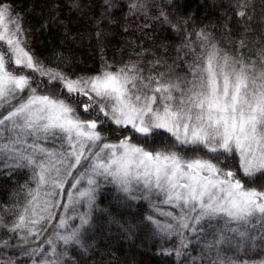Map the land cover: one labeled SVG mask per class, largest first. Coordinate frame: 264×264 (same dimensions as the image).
Returning <instances> with one entry per match:
<instances>
[{"label":"snow or ice","instance_id":"6c2138e0","mask_svg":"<svg viewBox=\"0 0 264 264\" xmlns=\"http://www.w3.org/2000/svg\"><path fill=\"white\" fill-rule=\"evenodd\" d=\"M212 7L0 0V264H264V0ZM73 17L98 65L34 47Z\"/></svg>","mask_w":264,"mask_h":264},{"label":"trees","instance_id":"16d2710c","mask_svg":"<svg viewBox=\"0 0 264 264\" xmlns=\"http://www.w3.org/2000/svg\"><path fill=\"white\" fill-rule=\"evenodd\" d=\"M102 2V0H101ZM126 2L125 0V11H126ZM221 2L227 3V0H178L181 11L183 13H194L196 23H208L209 20H216L217 17L221 15L224 11L220 8H213L212 5L220 4ZM67 3V0H65ZM64 13L67 14V9H64ZM79 16V14H77ZM116 19L120 18V10H117L114 13ZM207 16L208 19H204ZM222 22V21H221ZM236 21H232V26L234 27ZM70 31L68 33L69 40L66 42L63 41V30L56 29L54 26L50 30H45L43 35L37 33V42L34 45L38 52L44 56H51L53 49L57 51H62L65 56L74 59L77 61L81 67H91L94 64L99 63L100 52L97 48L94 39L95 29L92 25L88 24L85 21H80L76 17H73L72 23L69 25ZM122 28H115L114 31L108 33V42L105 44V55L111 59L113 55H118L120 47L128 39L127 34H121ZM132 31H135L133 29ZM159 36L157 37L156 42L159 43L160 40H163L167 33L160 31ZM220 34V31L217 32ZM139 35V33H137ZM81 36L83 38L81 39ZM150 46V42L145 45ZM110 198L109 194H105ZM6 198V192L2 184H0V201ZM103 203H107V200H104ZM146 208V203L144 205ZM139 243V242H138ZM151 245V242H148ZM156 252L155 246H145L135 253L136 259L141 262V264H166L161 257L154 255Z\"/></svg>","mask_w":264,"mask_h":264}]
</instances>
